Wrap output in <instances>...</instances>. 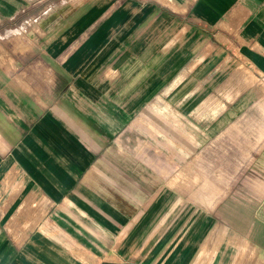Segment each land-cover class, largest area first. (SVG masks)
<instances>
[{"label":"crops","instance_id":"0c3cea01","mask_svg":"<svg viewBox=\"0 0 264 264\" xmlns=\"http://www.w3.org/2000/svg\"><path fill=\"white\" fill-rule=\"evenodd\" d=\"M0 264H264V0H0Z\"/></svg>","mask_w":264,"mask_h":264}]
</instances>
